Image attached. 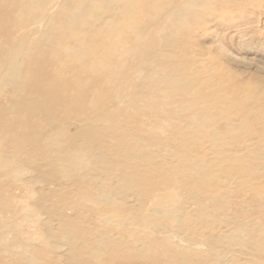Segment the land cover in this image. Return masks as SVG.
<instances>
[{
    "label": "bare ground",
    "instance_id": "1",
    "mask_svg": "<svg viewBox=\"0 0 264 264\" xmlns=\"http://www.w3.org/2000/svg\"><path fill=\"white\" fill-rule=\"evenodd\" d=\"M261 1L0 0V264H229L200 263L189 249L179 251L130 229L156 228L146 222L145 208L162 189V197L171 190L187 193L169 208L158 200L152 216L179 214L185 202L207 197L206 190L213 193L226 178L244 175L243 188L263 196L264 181L246 185L264 175V143L237 145L231 154L226 148L251 129L253 115L263 116L264 106L252 107L261 106L256 96L232 98L245 92L239 86L227 93L230 78L215 77L221 53L199 59L202 51L193 40L214 18L230 22L264 7ZM55 4H64L60 17L49 19L35 38L33 27ZM196 152L201 160L220 159L226 166L203 173L201 163L188 162ZM28 170L39 173L28 179L31 184L55 176L62 182L41 190L31 207L18 208L12 190L21 186L12 178ZM132 197L139 199L137 206L130 204ZM88 200L98 214L96 219L90 212L92 227V217L88 224L84 215ZM40 209L51 223L36 219ZM119 221L126 230L116 229ZM24 222L39 223L45 237L28 234ZM239 228L258 239L260 247L251 248L263 257L261 227ZM233 238L249 247L239 234ZM62 248L63 263L52 258Z\"/></svg>",
    "mask_w": 264,
    "mask_h": 264
},
{
    "label": "rangeland",
    "instance_id": "2",
    "mask_svg": "<svg viewBox=\"0 0 264 264\" xmlns=\"http://www.w3.org/2000/svg\"><path fill=\"white\" fill-rule=\"evenodd\" d=\"M262 1L264 2V0ZM63 5L64 4H55L54 8L50 11V16L46 15L47 18L45 17V20L41 22L42 24L39 22L40 24L38 27H33V29L37 28L34 36L35 38H39L40 34L45 32L49 19L53 20L60 17L58 15H60L59 12ZM42 9L43 8L39 10V15L41 14ZM249 12L247 11V14L245 15L231 16L230 22L214 18V22H209L210 27L207 26L203 30L198 29V35L194 36L193 40L197 48L202 51V53L199 54V59L204 58L207 60L209 58L212 59V57L217 58L221 53V56L219 55L216 60L217 66L215 69V77L223 78L224 76H228L230 78L226 92L229 93L239 86H242V90L245 94H242L241 91H237L232 98L241 97L240 99H247V97L256 96L254 101L261 106L253 105L252 107L254 109H259L264 106V7L256 8ZM213 13H215V11H213ZM44 14L45 12L43 11L41 16L43 17ZM189 42H192L191 39ZM214 53L216 54L214 55ZM240 117L241 115L237 117L238 120H235L234 123L240 122ZM252 119L254 121V125L252 126H255V128L251 126L250 130L237 134L239 138H234V140L230 142L231 145L226 148L227 154L236 153L234 148L237 145L246 144L247 147H251L254 145L255 141L264 143V129H262L264 128V114L261 118L258 115H253ZM259 119L260 128L257 125ZM220 123H223V121L220 120ZM235 125H239V123H236ZM69 130L75 132V125L72 124L69 127ZM161 137H165V134H161ZM245 148L246 147H242L244 150ZM154 149L155 148L153 147L151 150ZM163 154L166 155L169 154V152L164 151ZM166 157L170 159L169 156ZM204 159L208 158L205 157ZM188 162L201 163L203 173H206L210 168H221L226 166L225 162L220 159L210 162L201 160L198 158L197 152L188 158ZM259 165L260 164H257V167ZM47 168V166L43 165L44 170ZM25 171L21 172V175L18 176V178H12L14 183L17 182V184L21 186V189L18 186H14V189L12 190L14 197H16L15 202L13 203L18 208L31 207L33 203H37V201L40 200L41 190L49 191L53 187L59 186L62 182V180L54 179L55 176L51 182L38 180L31 184L28 179L30 178L33 181L39 173L37 171ZM243 176L242 179L245 177ZM239 179L229 178L227 180L226 178L224 179L226 184L216 183V188L213 189V193L209 192L210 190H206L203 195L207 197H201L200 200L196 199L191 203L185 202L180 213L171 215L170 217H161L160 215L152 216L151 210L154 208L155 204H157V201H161V199L164 201H161V203L166 204L168 208L169 205L175 206V204L182 202L181 199L183 200L187 191L183 187V193L178 190H171V193L162 197V193L167 191L162 189L152 196L145 208V217L148 218V221L146 222L156 224V228L146 229V226H138L137 224H134L131 225L130 230H133V232L136 231L135 234L142 233L145 237L149 235L152 240L156 238L154 241L161 240V242L163 241L179 251H187V249H189L191 250V257H193L194 254L199 255L200 259L198 258L197 261H200V263L205 259V261L208 262H211L212 259H214L215 261H226L229 264H264V256L261 257L252 251V248L260 247L258 239L250 238L247 231H243L239 228L240 226L249 227L253 224L259 225L261 228L258 229V234H261V237L264 235V194L263 196L259 195L255 188L252 190L247 188L244 189L242 179ZM23 180L25 182L21 183ZM183 180L186 179H179V182ZM246 181L248 180L246 179ZM257 181H261L260 184L263 183L264 175L259 178H252L246 186L250 187L249 185L252 186L253 184H256ZM14 183H12V185ZM218 186L221 190L217 188ZM53 200L55 201L56 199ZM138 201L139 199L132 197L130 204L137 206ZM88 204L84 215L88 218V224L90 222L89 218L92 217L89 225L92 227L95 221L94 216L98 219V214H94L95 207L92 208L95 203L88 200ZM2 205L3 203L1 202L0 207ZM120 211L124 212L123 210ZM90 212L94 216H89ZM7 213L10 216L13 215L10 211ZM66 213L71 219L72 217H75L74 219L77 220V216H75L72 209H67ZM36 219L38 221L40 220L42 224L51 223L50 218L42 209H40ZM96 221L97 222L95 223L99 224L98 222H100V220ZM26 223L24 222V225H27ZM114 226H116V229L126 230L121 221H119L118 224H114ZM27 232L28 234L34 233L40 236V239L45 237L43 228L39 223L34 225L31 222L30 226L27 225ZM124 234L127 235V231H124ZM238 234L246 240L247 245L249 246L248 248H244L242 244H238L234 241L233 236ZM12 237V233L7 235L10 242ZM47 240L48 242H51L49 239ZM34 241L37 244L41 243L39 242L40 240ZM44 242L46 243V240ZM222 243H229V245H222ZM64 253L65 248H62L61 252L53 254L52 258L58 260L59 257L61 263H63L62 259L65 257ZM214 253V257H208L209 254L214 255Z\"/></svg>",
    "mask_w": 264,
    "mask_h": 264
}]
</instances>
